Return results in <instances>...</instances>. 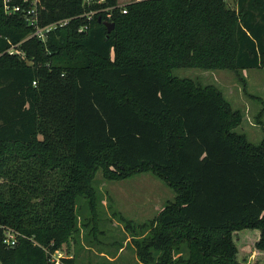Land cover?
<instances>
[{
    "label": "trees",
    "instance_id": "16d2710c",
    "mask_svg": "<svg viewBox=\"0 0 264 264\" xmlns=\"http://www.w3.org/2000/svg\"><path fill=\"white\" fill-rule=\"evenodd\" d=\"M226 1L39 0L41 26L74 17L43 42L23 40L28 3L9 0L22 8L9 14L0 0V51L21 41L25 53L0 56V264H52L81 227L93 242L98 169L114 180L149 171L175 191L147 222L118 216L143 264H242L233 232L245 228L264 254V129L249 141L235 131L240 111L173 73L264 67V0Z\"/></svg>",
    "mask_w": 264,
    "mask_h": 264
},
{
    "label": "rangeland",
    "instance_id": "374dc122",
    "mask_svg": "<svg viewBox=\"0 0 264 264\" xmlns=\"http://www.w3.org/2000/svg\"><path fill=\"white\" fill-rule=\"evenodd\" d=\"M132 1L138 0H117V3L125 5ZM226 3L229 7L235 6L232 0ZM173 73L178 77L193 79L201 88L208 86L217 91L233 110L242 113V121L235 131L244 133L253 143L261 141L264 129V67L238 72L227 68H176ZM94 186L101 199L97 230H92L94 218L88 227L94 241H88L86 230L81 227L79 243L73 239L63 244L62 255L74 254V264H143L129 240L131 233L119 222L118 216L122 215L134 225L147 222L174 199L175 191L149 171L114 180L104 178L98 169ZM84 201L78 198V203L83 204ZM233 234L238 248L237 258L242 264H264V254L258 253L253 245L259 238L258 229L245 228ZM181 254H187L184 246Z\"/></svg>",
    "mask_w": 264,
    "mask_h": 264
},
{
    "label": "built area",
    "instance_id": "2783aa9c",
    "mask_svg": "<svg viewBox=\"0 0 264 264\" xmlns=\"http://www.w3.org/2000/svg\"><path fill=\"white\" fill-rule=\"evenodd\" d=\"M8 1L9 0H3L4 9L7 13L10 14L13 12H18L22 9L20 5H9ZM23 2L28 3L27 8L22 9L24 11L23 15L25 17L26 23H28V25L33 27V30L23 40H26V39L31 38V37H36L40 41L44 42L46 39V34L48 32L67 24L69 22V20L74 18V17H71V18L60 19V20L54 21L52 23H49L47 25L41 26L38 24L39 0H23ZM84 2L86 4H90V3L94 2V0H84ZM97 2H100V1H97ZM102 10L103 9H96L93 11L83 13L80 16L85 18L86 21H89L94 13H96L98 11H102ZM106 10H107V8H106ZM122 12H126V11L123 9ZM107 16H109V14H107ZM86 28H87V24L81 25L78 28V31H83ZM20 43H21V41L19 43L10 45L8 48L4 49L3 51H0V56L6 53L8 55H17L20 58H25L24 51L19 48ZM33 84H34V82H33ZM3 235H4L3 236V243L7 247H12L16 244L18 234L15 231H13L11 229H4ZM62 254L63 253L61 252V250H56V251L50 253V260H51L52 264H62L61 258L64 257V255H62Z\"/></svg>",
    "mask_w": 264,
    "mask_h": 264
},
{
    "label": "water",
    "instance_id": "95a60500",
    "mask_svg": "<svg viewBox=\"0 0 264 264\" xmlns=\"http://www.w3.org/2000/svg\"><path fill=\"white\" fill-rule=\"evenodd\" d=\"M102 24L106 26L107 28V34L111 31V29L113 28L114 24L113 22L110 21H106V20H101Z\"/></svg>",
    "mask_w": 264,
    "mask_h": 264
}]
</instances>
